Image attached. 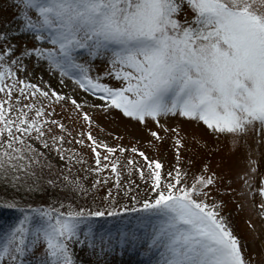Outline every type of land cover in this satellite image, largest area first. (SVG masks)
Wrapping results in <instances>:
<instances>
[{"label": "snow or ice", "instance_id": "snow-or-ice-1", "mask_svg": "<svg viewBox=\"0 0 264 264\" xmlns=\"http://www.w3.org/2000/svg\"><path fill=\"white\" fill-rule=\"evenodd\" d=\"M8 9L0 186L13 194L0 207L16 216L0 225V264H85L77 252L90 264L125 254L130 264H264V240L249 252L221 199L244 197L238 210L251 199L264 218V0H7ZM43 72L100 103L53 88ZM86 108L118 110L154 152L170 140L174 163L165 169L138 140L106 143ZM171 117L226 138L241 154L234 177L185 161L188 134Z\"/></svg>", "mask_w": 264, "mask_h": 264}, {"label": "rangeland", "instance_id": "rangeland-1", "mask_svg": "<svg viewBox=\"0 0 264 264\" xmlns=\"http://www.w3.org/2000/svg\"><path fill=\"white\" fill-rule=\"evenodd\" d=\"M0 4L5 5V7H0V20L10 17L12 12L10 9L6 10L7 0H0ZM14 39L22 41L24 37H14ZM93 63L97 65V71L102 70L104 67L100 59H96ZM36 71L39 72L40 70L37 69ZM42 75L43 79L53 88L68 92L74 87L75 94L78 98L87 96L88 99L100 103L98 99L83 92L78 86H74L72 80L68 77L63 78L64 84L69 86L65 88L60 84L59 73L49 75L47 72H43ZM85 110L92 112L93 118L97 121V124L103 128L101 132L100 127H94L93 132L106 143L115 144L119 142L123 145L131 146L138 140V146L144 148L149 156H158L164 162L165 169L169 168L174 163V153L170 147V140H165L163 144L159 146L158 150L154 152L152 148L144 143V140L148 139V137L139 124L124 118L118 110H112L110 114H103L99 112V110L93 111L88 108ZM61 115H65V113H61ZM114 117H118V119H114ZM167 122L170 127L179 124L182 135L184 133L188 134L184 149H182V155L185 161L192 159L193 166L197 170L202 167L204 163H207L209 165V170L216 171L218 175L227 173L234 177L236 170L240 166L237 164V157L241 154L234 153L230 150V144L226 138L221 137L217 139L202 123L197 124L195 121H189L185 118L171 117ZM149 124L150 126H155L151 121H149ZM193 133L196 134L199 143L192 139ZM84 151L89 157V163H91L92 154L87 149H84ZM225 179H227V175ZM232 186L235 187L236 185L233 184ZM221 199L225 201L223 212L227 214L231 226L234 232L241 238V242H247L249 252L253 251V249L259 251L261 241L264 240V218L260 217L257 211L252 207V200L249 199L244 203V206L238 210L235 205L244 201V197H233L231 193H226L221 196ZM255 199L258 201L259 196H256ZM2 212L3 210L0 208V225L11 221L16 216V212H10L11 216L4 217L2 216ZM249 221L252 227H249ZM97 223L106 225L108 221L103 218H97ZM76 258L77 260H84L85 264H90L89 257L82 252H77ZM115 259L116 264H130L133 258L125 254L123 257L117 256ZM135 259H140V257L137 255Z\"/></svg>", "mask_w": 264, "mask_h": 264}, {"label": "trees", "instance_id": "trees-1", "mask_svg": "<svg viewBox=\"0 0 264 264\" xmlns=\"http://www.w3.org/2000/svg\"><path fill=\"white\" fill-rule=\"evenodd\" d=\"M77 174L82 176V172H79V170L77 171ZM91 180V177H89V181ZM13 193L11 192V189H4L2 186H0V199H7L9 198ZM17 195H23L22 193H18ZM37 200H39L41 203H45L47 202L46 198L45 199H40L39 197L34 198L32 201L30 202H36ZM82 203V201H81ZM53 207H55V205H53ZM2 208L3 212H2V216L4 217H9L11 216L10 212H15L14 210L8 208V207H0Z\"/></svg>", "mask_w": 264, "mask_h": 264}]
</instances>
